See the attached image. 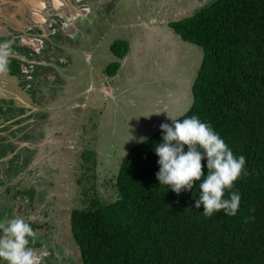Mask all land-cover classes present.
Listing matches in <instances>:
<instances>
[{"label": "trees", "instance_id": "obj_1", "mask_svg": "<svg viewBox=\"0 0 264 264\" xmlns=\"http://www.w3.org/2000/svg\"><path fill=\"white\" fill-rule=\"evenodd\" d=\"M170 26L204 52L193 103L176 118L199 117L245 157L246 174L234 182L239 210L205 217L203 205L194 207L198 181L180 194L160 185V129L124 155L111 179L113 200L104 199L95 174L86 176L83 206L71 213L80 264H264V0H212ZM129 49L125 39L111 45L120 59ZM120 67L117 60L105 72L114 76Z\"/></svg>", "mask_w": 264, "mask_h": 264}, {"label": "rangeland", "instance_id": "obj_2", "mask_svg": "<svg viewBox=\"0 0 264 264\" xmlns=\"http://www.w3.org/2000/svg\"><path fill=\"white\" fill-rule=\"evenodd\" d=\"M211 1H126L122 13L118 12V15L110 18L107 16L106 22L97 26H89L87 19L78 21L83 25L80 36L79 32L66 35L65 40L62 33L54 36V50L57 53L63 50L61 45L69 44L77 48L80 45L79 54L70 53L74 65L69 60L77 79L66 78L62 65L59 66L62 70L60 72L52 66L43 68L41 72L45 75L40 78L41 83H36L37 86L31 90L34 102L40 107L37 117H33V127L28 128L26 132L27 125L15 129L20 138L37 140L39 143L50 138L53 142L40 148L41 143L34 142L38 144L36 147L29 143L33 152L24 150L21 154L28 158L29 162L22 168L20 175H17L14 167H11L10 171L0 170L4 173L3 181L0 182V219L7 220L13 216L25 219L29 216L38 222L40 225L34 227L38 235L35 243L30 246L42 255V261L49 260L50 264L81 263L80 251L72 235L71 213L75 208L83 206L82 191L89 183L86 176L93 177L95 174L104 199L113 200L115 195L111 179L118 173L124 155L160 128V124L166 120L163 111L180 105V102L176 104L179 98L182 105L178 110L179 114L174 118L191 107L192 85L204 52L201 46L185 41L179 35L176 38L177 34L170 22L194 14ZM131 21L137 37V41L133 42L134 54L138 55L141 48L144 55H153L152 61H149L151 64L146 62L142 71L132 68L133 77L130 82L121 83V90L114 91L116 101H110L112 109L109 108L110 104L103 103V98L102 102L100 99L97 103L90 102L89 95H94L95 92L84 94L93 74L87 64L86 53L93 51L91 63L95 67L106 64L110 58L106 60L104 52L99 55L97 45L105 46L108 42L112 45L114 40H118L116 38L127 36L125 28L117 26L122 27L124 23ZM79 39L86 42L80 43ZM88 39H91L92 43H89ZM131 51L129 49L128 53H132ZM110 53L112 54V51ZM111 59L110 63L113 61ZM98 67L96 71L100 70ZM57 74H60V81L55 79ZM104 76L107 81L110 75L106 73ZM122 77H125L124 72ZM98 79V85H101L103 80L100 76H97ZM116 85L117 80H114L113 90ZM11 109L12 107L7 108L0 102L1 116V112L8 113ZM102 113L106 114L105 117ZM162 113L163 117L160 118ZM39 114H44V118ZM170 122L171 120L168 123ZM36 127L47 130L45 133L33 131L32 128L36 130ZM0 148L9 149L6 145H0ZM84 152L90 156L94 155L92 160L86 161L82 157ZM94 160L95 170H88ZM81 177L85 181L82 186L78 183ZM8 187L10 191H7Z\"/></svg>", "mask_w": 264, "mask_h": 264}, {"label": "flooded vegetation", "instance_id": "obj_3", "mask_svg": "<svg viewBox=\"0 0 264 264\" xmlns=\"http://www.w3.org/2000/svg\"><path fill=\"white\" fill-rule=\"evenodd\" d=\"M59 1L61 4H59L57 0H0V39L2 40L0 42L11 41V49L13 52V55L9 56L7 70L4 72L15 77L16 81H18V86L21 88L20 90L18 89L17 92L19 91L20 94H23L26 100L16 97L12 92H9V94L3 93L2 91L0 92V102L7 108L12 107L10 112H1L2 116L0 114V145L9 147V149L0 148V170L10 171L11 167H14V171L17 172V175H20L23 171L22 168L29 162L28 158H24L23 155L21 156L24 150V152L31 151L29 143H32L31 145L33 147L41 143L39 146L40 148L48 146L49 143L53 142V139L48 138L47 140H41L39 143L34 136L32 138L36 141L20 138L15 129L27 125V128L24 127L26 132L28 128L33 127V117H37V112L40 111V107L34 102V94L31 90L41 83L39 82L40 78L45 75L41 72L42 69L52 66L53 69L60 72L62 70L59 66L62 65V68L67 74L69 69H71V59L69 58V61L67 55L71 57L72 55L70 53H80V45H78V49L77 47L69 46V44L67 46L61 45L60 48L63 50L58 51V53L55 52L54 46H56V41L54 40V36L62 33L64 35L63 40H65L66 35L69 34L66 30V26H71L72 22L76 24L80 20L87 19L90 23L89 26H97L102 22H106V19L118 15V12L122 13L126 1L130 2L131 0ZM25 5H27V8ZM36 6L39 8L38 10L42 12L41 14L36 13L38 12L35 11ZM19 7H21V9L26 8L24 18L27 23L25 27H22L21 13L19 12L18 15L15 13V10L19 9ZM15 15H17V17H15ZM107 16L108 18H106ZM127 22L124 24L122 23L123 26L121 28H125V33L128 35L129 29H127V27L130 26L132 21L129 23ZM82 26L83 25L80 23V33L83 29ZM5 38H7V40ZM58 41L60 42L61 40ZM78 41L80 43L86 42V40L82 39ZM88 41L92 43L91 39H88ZM88 53L90 52L86 54L88 55ZM112 54L114 53L112 52ZM87 57L88 56H86V60H88ZM48 72L49 71H47V73ZM38 74L41 76H37ZM60 74H57V77H55L56 81L60 78ZM36 83L37 85H35ZM39 115L44 118V114ZM35 119L34 121H36ZM32 130L45 133L47 129L37 128L34 130V128H32ZM34 134L35 133H33V135ZM42 143H44V145H42ZM3 175L4 173L0 171V182L3 181ZM7 191H10V187L7 188ZM1 196L0 194V200H2ZM25 220L31 223L37 236L38 231L34 227L40 224L29 218V216L25 218ZM5 264H7V262H5ZM41 264H50V261L41 260Z\"/></svg>", "mask_w": 264, "mask_h": 264}, {"label": "clouds", "instance_id": "obj_4", "mask_svg": "<svg viewBox=\"0 0 264 264\" xmlns=\"http://www.w3.org/2000/svg\"><path fill=\"white\" fill-rule=\"evenodd\" d=\"M10 55H13L11 41L0 42V71L7 70ZM169 117L171 124H160L162 142L155 147L160 166L156 178L160 185L180 194L192 190L198 181L196 209L203 205L205 217L221 210L227 216H235L241 197L234 190V182L242 173L246 174L245 157L234 155L219 133L199 117ZM202 160L206 161L204 165ZM35 238L36 232L29 221L15 216L0 219V264H41L42 255L30 246Z\"/></svg>", "mask_w": 264, "mask_h": 264}, {"label": "crops", "instance_id": "obj_5", "mask_svg": "<svg viewBox=\"0 0 264 264\" xmlns=\"http://www.w3.org/2000/svg\"><path fill=\"white\" fill-rule=\"evenodd\" d=\"M26 6L27 5H25V7ZM26 8L21 9V7H19V9L15 10V13H17V15H18L19 12L21 13L22 27H25L26 26L25 24L27 23L26 19L24 18L25 17ZM38 9L39 8H37V6H36L35 7V11H38L36 13L41 14L42 12L40 10H38ZM17 15H15V17H17ZM71 26H66V30L69 32V34H75L77 32L80 33V31H81L80 30V22H77L76 24H71ZM117 27L121 28V26H117ZM132 27L133 26H132V22H131L130 26L127 27V29H129V34L127 36H125V37L124 36L123 37H119L120 39L124 38L127 41H129L130 50H132L131 51L132 53H130V54L128 53L124 58L119 59L116 55H112L110 53L111 51H110V47H109V44H110L109 42L106 43L105 46L97 45L96 49L98 50L99 55H101L104 52L106 54V56H105L106 60H108V58H110V59L112 58L111 61L112 60L113 61L114 60L115 61L119 60L121 62V67L118 70V73L116 75H114V76H108L109 78H108L107 81H105L106 79H104V77H105L104 74L106 75L105 69L107 68V65H109L110 59L103 66L102 65H101V67L97 66L98 68H100V70L96 71L97 67H95L94 64L91 63V60L93 58L92 54H94V53H91V52H93V51L88 53V55L86 54V56H88L87 57L88 60H86L88 62L87 64L90 65V68L93 71V74L91 75V81H90L86 91L84 92V94H86V92H87V94H90L92 91H94L95 92L94 95H96V96L89 95V101L90 102H96L98 99H100V101H101V98H103V103L104 104L105 103L106 104H110L109 108L112 109L110 101L112 100L113 101L112 103H114L116 101V95H114V91H120L121 90V87H120L121 83L124 82V84H127V83L130 82V78L133 77V69L132 68L140 69L142 71L143 68L145 67L146 62L150 63L149 61H152L153 55L152 56L151 55L147 56L148 54H145L147 56V58H146L144 53H142L143 50L141 48L139 49L138 55L134 54L135 53L134 52L135 48H133L134 47V43L133 42L137 41V37H136V34L134 33ZM79 33H78V35H79ZM177 37H178V35H176V38ZM115 56L117 57V59H115ZM67 58L71 59L70 55H67ZM144 58H146V59H144ZM72 65H74L73 62H72ZM71 70H72V68H71ZM71 70L69 69L68 73L66 74V78H68L69 80H74V79L76 80L77 76L74 74L73 70L72 71ZM94 71H96V72H94ZM123 72L125 73V77H122V73ZM7 75H9L7 72H4V71L0 72V81H2L3 85L6 84V83H9L11 85L17 83V85H18V81H16L15 77L11 76L12 78H14V80H11V79H7ZM97 76L98 77L100 76V78L103 80L101 82V85H98V82H99L100 79L97 80ZM114 80H117V85H116V87L113 90L112 84H113ZM105 91H109V94L105 95ZM179 102H180V105H178L176 107L174 106V107L170 108L169 110H168V108H166L163 111V113H165V115H166V116H164L166 118L164 123H168L171 120V118L169 116L175 117V116H177L179 114L180 111H178V110L181 108V105H182V101H181L180 98L178 99L176 104H178ZM105 113H107V112H105ZM163 113L161 114L160 118L163 117ZM102 115H104V117H105L106 114L102 113ZM160 118H159V120H160ZM159 129L160 128L156 129V131L159 130ZM139 137L140 136H138V138ZM138 138H137V140H139Z\"/></svg>", "mask_w": 264, "mask_h": 264}, {"label": "water", "instance_id": "obj_6", "mask_svg": "<svg viewBox=\"0 0 264 264\" xmlns=\"http://www.w3.org/2000/svg\"><path fill=\"white\" fill-rule=\"evenodd\" d=\"M7 79L14 80V78H12L10 75H7ZM18 89L20 90L21 88L17 85V83L12 84V85L9 83H6L3 85L2 81H0V92L2 91L3 93H6V94H9V92H12L15 94L16 97H19L25 100V96L23 94H20L19 91L17 92Z\"/></svg>", "mask_w": 264, "mask_h": 264}, {"label": "built area", "instance_id": "obj_7", "mask_svg": "<svg viewBox=\"0 0 264 264\" xmlns=\"http://www.w3.org/2000/svg\"><path fill=\"white\" fill-rule=\"evenodd\" d=\"M109 94V91H105V95H108Z\"/></svg>", "mask_w": 264, "mask_h": 264}, {"label": "bare ground", "instance_id": "obj_8", "mask_svg": "<svg viewBox=\"0 0 264 264\" xmlns=\"http://www.w3.org/2000/svg\"><path fill=\"white\" fill-rule=\"evenodd\" d=\"M57 2L59 3V4H61V2L59 1V0H57ZM37 44V43H36Z\"/></svg>", "mask_w": 264, "mask_h": 264}]
</instances>
